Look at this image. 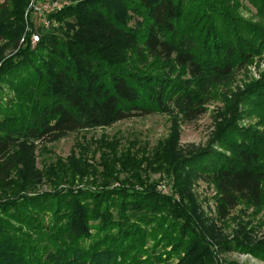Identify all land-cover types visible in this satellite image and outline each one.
Listing matches in <instances>:
<instances>
[{
    "label": "trees",
    "instance_id": "1",
    "mask_svg": "<svg viewBox=\"0 0 264 264\" xmlns=\"http://www.w3.org/2000/svg\"><path fill=\"white\" fill-rule=\"evenodd\" d=\"M223 1L218 7L211 0H77L51 15L66 32L51 31L34 49L28 40L11 58L0 57V192L9 190L19 170L26 181L40 184V146L69 134L151 115L177 116L187 124L200 119L213 90L226 87L264 53V0H248L258 9V22L237 13L239 0ZM28 4L0 5V41L16 46L21 40ZM120 40L139 58L162 62L164 73L132 72L118 59ZM236 102L237 108L250 103L264 111V75ZM237 110L204 150L178 158L171 139L150 158L153 168L166 164L179 180L181 203L157 187L109 188L116 171L129 172V179H116L122 184L140 181L132 156L117 170L118 160L114 164L108 154L101 155L102 191L71 188L0 202V264H221L186 186L193 176L213 183L222 220L241 203L261 204L264 133L239 125L251 109ZM61 166L45 176H67ZM68 169L73 175L98 173L93 166ZM33 209L51 212L50 224L29 217ZM24 226L38 230L34 240L18 233ZM37 241L41 248H34ZM218 245L222 252L264 261V244Z\"/></svg>",
    "mask_w": 264,
    "mask_h": 264
},
{
    "label": "rangeland",
    "instance_id": "2",
    "mask_svg": "<svg viewBox=\"0 0 264 264\" xmlns=\"http://www.w3.org/2000/svg\"><path fill=\"white\" fill-rule=\"evenodd\" d=\"M61 4L71 5L77 0H57ZM214 5L223 7V0H211ZM218 1H221L218 3ZM231 5L235 4V0H230ZM4 0H0V5ZM237 13L248 19L259 21L258 9L248 0H239L237 3ZM26 19V17H25ZM27 20V19H26ZM29 21L27 20V25ZM26 25V27H27ZM130 25H134L133 23ZM64 24L56 23L52 28V33H64L66 29ZM25 27V28H26ZM34 27H37L34 25ZM33 27V28H34ZM38 28V27H37ZM44 33H40L42 37ZM22 39V38H21ZM116 47L118 59L124 63L126 67L138 74H154L164 73V64L159 60H151L139 58L134 54L133 48L123 40L119 41ZM21 40L16 46L11 45L7 40L0 41V57L3 60L11 58L18 53ZM37 46V45H36ZM36 46H31L33 49ZM1 67V63H0ZM163 68V70H162ZM159 69V70H158ZM264 75V53L256 56L252 64L240 69L236 72L234 80L226 87H219L213 90V98L206 105L207 112L196 122L187 124L182 122L180 117L173 118L165 115H151L147 117H134L125 121H121L111 127L99 128L91 131H81L69 134L64 139L48 145L40 146L37 153V166L42 173L55 172L65 165L69 174L63 177L59 174L54 179L49 180L45 176L39 184H32L26 181L19 171L14 172L11 180V187L6 192H0V202L16 201L20 202L23 198H40L42 196L52 194L56 190L77 189L99 192L104 188L103 183V167L100 165L101 155L108 154L110 159L118 160L115 164L117 170L125 164L129 156L135 161V169L140 182L133 184H122L116 179L125 181L130 176L119 171L114 172L111 178L109 188H135L141 192L143 189L157 187L161 193L168 195L176 203L183 202L179 195V180H176L174 174L168 165L163 168H153V163L149 164L152 155L164 146L168 140L175 139L174 155L178 158L189 157L199 151L204 150L214 139L218 126L224 119H228L230 113L246 112L239 125L255 129L260 133H264V111H256L252 108L253 104H241L237 108L236 96L242 93L244 89L253 82L260 81ZM6 91L12 96L13 90L6 86ZM228 101L230 103H228ZM236 102V103H235ZM175 134H174V133ZM173 133V134H172ZM161 148L159 149V151ZM92 167L98 172L73 175L68 169L73 166ZM134 173V172H133ZM47 177V178H45ZM105 181V180H104ZM186 186L187 192L191 194V198L196 202L199 216L202 219V225L208 231V238L212 242L213 251L217 256L219 263L225 262L236 264H264V261L254 258L250 254L239 251L222 252L218 244L224 242H238L245 246L264 244V185L263 200L260 205H252L249 203H241L235 208L230 216L222 220L218 216L216 208L217 189L213 183H206L198 177H192L188 180ZM150 187V188H149ZM39 209H33L29 217L40 218L44 225H49L51 221V212L47 211L42 214ZM47 227V226H46ZM38 230L30 229L27 226L22 227L20 235L27 232L33 238ZM44 233V230L40 231ZM91 233H94L91 230ZM30 238V239H31ZM233 245V244H232ZM40 242L34 244V248H41Z\"/></svg>",
    "mask_w": 264,
    "mask_h": 264
},
{
    "label": "built area",
    "instance_id": "3",
    "mask_svg": "<svg viewBox=\"0 0 264 264\" xmlns=\"http://www.w3.org/2000/svg\"><path fill=\"white\" fill-rule=\"evenodd\" d=\"M66 6V4H61L57 0H29L25 13L29 24L27 25L26 33L21 39V43L26 44L29 40L31 46H36L41 39L40 33L46 34L51 32L55 25L54 20L51 19V15L63 10ZM34 25L38 28L34 27Z\"/></svg>",
    "mask_w": 264,
    "mask_h": 264
}]
</instances>
